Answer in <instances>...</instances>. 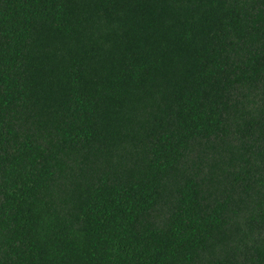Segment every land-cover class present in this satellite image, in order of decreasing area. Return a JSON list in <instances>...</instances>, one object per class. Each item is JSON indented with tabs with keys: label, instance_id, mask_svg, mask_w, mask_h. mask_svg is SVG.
Wrapping results in <instances>:
<instances>
[{
	"label": "trees",
	"instance_id": "obj_1",
	"mask_svg": "<svg viewBox=\"0 0 264 264\" xmlns=\"http://www.w3.org/2000/svg\"><path fill=\"white\" fill-rule=\"evenodd\" d=\"M0 264H264V0H0Z\"/></svg>",
	"mask_w": 264,
	"mask_h": 264
}]
</instances>
